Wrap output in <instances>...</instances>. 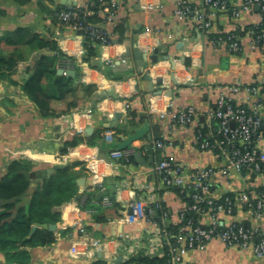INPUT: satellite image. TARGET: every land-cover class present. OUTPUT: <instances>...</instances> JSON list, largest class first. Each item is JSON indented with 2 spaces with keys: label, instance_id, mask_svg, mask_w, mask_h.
<instances>
[{
  "label": "crops",
  "instance_id": "0c3cea01",
  "mask_svg": "<svg viewBox=\"0 0 264 264\" xmlns=\"http://www.w3.org/2000/svg\"><path fill=\"white\" fill-rule=\"evenodd\" d=\"M37 1L20 5L13 0H0L6 11L5 15H0V34L24 28L29 33L26 39L38 34L57 40L61 50L76 59L78 74L75 91L54 104L58 111L64 110L71 101L77 106L60 116L42 117L20 86L0 79V178L15 159L31 160L36 170L80 160L85 162L86 175L82 177V183L78 182L79 191L82 193L102 183L114 204L103 207L108 221L102 223L94 222L93 214L82 208L79 197L63 204L56 242L28 248L31 253L29 264H91L98 259L111 264L118 257H122L120 262L136 255L163 257L166 245L161 231L172 221L178 222L177 213L184 205L177 193L164 187L155 171L163 158L172 159L182 167L187 184L192 181L195 170L212 168L215 175L211 178V196L216 199L242 191H249L254 196L264 187V174L248 169L224 176L221 171L223 161L213 151L199 149L196 143L197 125L207 122L205 117L222 89L234 83L251 84L264 80V49L252 48L247 31L241 37V52L233 53L225 47L212 45L210 33L198 30L193 19L180 20L176 16L178 0H122L113 16L99 24L111 36L112 43L107 46L97 44L96 54L88 64L84 61L87 52L82 32L78 34L79 30L74 31L61 23L58 13L43 12ZM44 1L56 11L85 7L90 0ZM189 1L193 7L202 6L200 0ZM106 14L102 10L101 15ZM257 18L258 15L245 13L242 19L234 21L226 13H217L213 31H244ZM121 23L125 26L124 37L115 31ZM115 40L119 43H114ZM135 48L147 54L144 67L135 57ZM43 54L53 55L54 52L47 49L34 51L24 42L16 54L18 64L12 79L23 83L29 75L28 68ZM155 55H158L157 61L150 58ZM147 71L154 78L156 90L161 88L159 78L164 79L169 89L160 95L151 91L148 81L143 79ZM172 72L182 83L180 86L171 81ZM89 85H93V89L89 90ZM169 90L173 91L172 95L168 94ZM234 99L237 104L246 102L243 94L235 95ZM188 106H193L200 117L192 125L173 122L167 115L172 109ZM129 110L136 113L135 121L131 120ZM117 113L122 116L116 127L107 129L106 125L114 121ZM261 117L264 130V109ZM145 122L151 126L153 140L144 138L125 149L133 156V161L111 160L109 152L119 148L118 143ZM117 128L127 130L128 134H115ZM89 129L93 132L87 134ZM100 129L104 142L99 141L96 146L81 143L62 153L65 141L77 135L89 136ZM108 131L114 133L112 142L105 138ZM160 141L164 143L163 147L156 146ZM99 143H103L105 158L101 157ZM256 148L258 156L264 157V136L256 142ZM138 152L142 157L137 159ZM138 199L145 203L146 217L130 223L126 213ZM161 203L169 207L170 217L164 214L158 218L156 207ZM220 217L226 223H249L264 233V210L258 215L241 204L233 215L222 214ZM210 220L209 214L200 217L204 225ZM75 221L85 227V232L75 226ZM68 228L67 234H60ZM0 264H9L1 250ZM184 264H264V258L250 249L213 240L205 249L190 250Z\"/></svg>",
  "mask_w": 264,
  "mask_h": 264
},
{
  "label": "built area",
  "instance_id": "2783aa9c",
  "mask_svg": "<svg viewBox=\"0 0 264 264\" xmlns=\"http://www.w3.org/2000/svg\"><path fill=\"white\" fill-rule=\"evenodd\" d=\"M201 7H193L189 0H178L176 7V16L184 21L193 19L198 30L210 33V42L216 47H225L230 52L237 53L242 50L241 37L232 31H213L214 17L217 13H226L234 21L242 19L245 13L249 15H258L257 20L251 22L253 27L247 30L251 37V46L253 49H264V0H200ZM122 0H110L104 6L105 17L109 20L114 12L111 11V5L119 6ZM259 7V10H256ZM79 11L74 8L62 10L59 13L60 21L74 31H81L83 38L86 36L100 42L101 45L111 44V36L97 24L80 25L78 22ZM66 54V53H65ZM77 61L69 58L61 60L59 69L65 71L75 70ZM243 94L246 102L237 104L234 96ZM216 108L211 107L207 113L205 124L199 123L196 128V143L201 150L213 151L224 163L222 173L224 176H230L233 172L243 173L247 169L253 172L264 174V157L257 154L256 142L264 136L262 129L261 111L264 109V80H258L251 84L234 83L227 86L219 93L214 102ZM129 104L126 105V108ZM170 119L182 125H192L199 120V113L193 106L172 109L168 112ZM165 114L163 118H165ZM218 122L217 127H213V121ZM207 127V131L203 129ZM107 141L114 140V133L108 131L105 134ZM157 147H163L162 141L156 144ZM129 152L119 148L112 149L109 152L111 160H128ZM155 171L162 179L166 188L181 187L185 189L192 186L194 194V203L186 208L198 217L205 214L211 216L209 224L204 225L201 222L196 226L193 220L187 225L181 227L180 233L176 236V241L172 242V235L163 228L161 235L165 239V245L170 254L169 264H184L185 256L190 250L205 249L207 245L218 240L227 246H235L241 249H250L255 255L264 258V233L258 229L248 228L242 222L226 223L220 215H233L236 207L245 204L252 208L258 215L264 210V187L254 196L249 191L236 193L234 197L226 196L224 202L219 203L221 199L211 196L212 185L211 178L215 175L212 168L197 169L193 172L192 181L186 183L183 176L182 167L172 159L163 158L155 167ZM99 187V199L92 201L93 207L87 211L91 214L98 212L97 207H110L113 202L108 193H106L102 183ZM87 198V194L82 197V204ZM185 206V205H184ZM133 214L126 213L127 220L130 223L143 220L146 217V206L144 201L136 200L131 204ZM183 208V207H182ZM181 208V209H182ZM182 219H179L181 222ZM80 231L85 232V227L75 221ZM224 226V229H220Z\"/></svg>",
  "mask_w": 264,
  "mask_h": 264
},
{
  "label": "trees",
  "instance_id": "16d2710c",
  "mask_svg": "<svg viewBox=\"0 0 264 264\" xmlns=\"http://www.w3.org/2000/svg\"><path fill=\"white\" fill-rule=\"evenodd\" d=\"M13 1L20 5H26L31 2V0ZM108 1L110 0H90L85 7H72L79 11V24L82 26L89 23L99 25L106 22L107 18L101 15V12ZM37 4L43 12L49 14L56 12L59 15L62 10L69 9L52 10L44 0H38ZM117 8V5H111L112 12H115ZM5 14V9L0 5V15ZM252 27V25H248L244 31L238 29L236 33L239 37H242L244 32ZM115 31L121 37H124V23L119 24L115 28ZM28 35V31L24 28L0 34V79L9 80L12 84L20 86L23 93L36 104L42 117H55L68 113L77 106L76 102H68L67 107L62 111H58L54 103L65 100L70 93L75 91L77 76L71 77L67 74H59L58 69L63 58H69L72 61H76V59L71 55L65 54L59 47L57 40H49L38 34H34L31 38L26 39ZM24 42L34 51L47 49L53 51L54 54H43L37 58L35 64L28 68V77L20 84L12 79V74L18 64L16 54ZM97 44L100 45V42L95 39L88 36L84 38V48L87 52L84 58L86 63L90 64L91 58L96 54ZM91 89H93V85H89V90ZM233 103L236 102L234 101ZM212 107L215 109L216 104L213 103ZM128 114L131 120H136L137 115L135 112L129 110ZM143 120L144 117L140 119V122ZM212 124L213 127L218 126L216 120ZM203 131H207L206 126ZM102 132L100 129L89 136L77 135L72 140L65 141L62 153H67L69 148L76 147L81 143L96 146L99 141L104 142L101 135ZM115 134L127 135L128 131L117 128L115 129ZM128 160L133 161V156H129ZM78 167L79 169H77ZM53 169V173L46 179H31L22 174L21 171L36 170L33 162L24 158L15 159L9 163L5 174L0 178V250L5 253L6 261L9 264H29L31 253L28 248L48 246L56 242V232L45 228H37L31 234L35 223H53L59 225L62 221L61 207L66 202L77 197L82 199L83 195L87 194V198L82 205V208L86 210L93 207L92 201L94 199H99V187L89 188L82 193L79 191L78 180L86 175L85 162L76 160L65 165L55 166ZM166 189L177 193L185 205L177 213L178 222L172 221L166 227L173 236L171 241L175 242L176 236L181 231V227L187 225L190 220H193V225L196 226L200 223V217L188 210L182 213L184 208L194 203L192 186H187L185 189L181 187ZM226 196L232 198L234 194L229 193ZM226 196L221 198L219 203L224 202ZM26 204H30L28 214L26 213ZM115 205L117 206L116 203ZM97 209L98 212L92 216L94 222L102 223L108 221V217L104 214V208L98 206ZM156 210L159 219L164 214L168 217L171 215L169 207L164 203H161L160 207H156ZM179 219H182L181 222H179ZM242 223L248 228L251 227L249 223ZM220 229H224V226H220ZM69 230V228L63 230L60 234L65 235ZM165 248L166 253L163 257L136 255L127 261H114L111 264H169L170 254L168 247L165 246ZM91 264L109 263L104 259H98Z\"/></svg>",
  "mask_w": 264,
  "mask_h": 264
},
{
  "label": "water",
  "instance_id": "95a60500",
  "mask_svg": "<svg viewBox=\"0 0 264 264\" xmlns=\"http://www.w3.org/2000/svg\"><path fill=\"white\" fill-rule=\"evenodd\" d=\"M256 10H259V7H256ZM78 34H81V31H78ZM114 43H119V41L115 40ZM129 51L131 50L130 48L128 49ZM135 52V57L138 59L139 65L144 67L145 66V60L147 57L146 53L141 52L140 49L135 48L134 50ZM158 53V52H156ZM158 55H155L154 57H150L151 59H153V61H157L158 60ZM176 66H173V70H175ZM58 73L59 74H64L65 71L63 69H58ZM67 75L71 76V77H75L78 73L76 70H68L66 72ZM172 77H171V81L176 85V86H180L182 83L179 82L175 76V73L172 72ZM143 79L148 81V86L149 89L153 92H155L157 95H160L163 93V90L165 89H169V85L164 83V79L163 78H159V84L161 86L160 90H156V87L154 86V78L149 74V72L147 71L146 73H144L143 75ZM169 95L173 94L172 90L168 91ZM122 116L121 113H117L116 117L114 119V121L112 123H108L106 125L107 129L110 128H115L117 125V120ZM93 132V129H89L87 130V134H90ZM160 135H157V139H160ZM144 138H147L148 141H152L153 140V135L151 133V126L149 124V122H145L142 126L136 128L134 130V132H132L130 135H128L126 138H123L121 142L118 143V147L121 150H125L127 149L133 142L138 141V140H142ZM99 149L102 151L101 153V157L105 158L106 154L103 151V143H99L98 145ZM142 157V153L138 152L136 154V158H141ZM109 160V159H107ZM54 169L53 168H48V169H37L34 171H28V170H22L21 173L30 177L31 179H46L48 178L52 173H53ZM83 178H80L78 180L79 183H82ZM103 193H99V196H101ZM139 200V199H138ZM29 209H30V204H26V213H29ZM129 214H133V208H130ZM37 228H45L48 229L50 231L56 232L58 230V225L57 224H53V223H35L33 225L32 228V233L33 234ZM122 260V257H118L117 262H120Z\"/></svg>",
  "mask_w": 264,
  "mask_h": 264
}]
</instances>
